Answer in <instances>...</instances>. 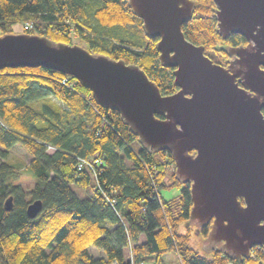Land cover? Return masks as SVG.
<instances>
[{"label":"trees","instance_id":"obj_1","mask_svg":"<svg viewBox=\"0 0 264 264\" xmlns=\"http://www.w3.org/2000/svg\"><path fill=\"white\" fill-rule=\"evenodd\" d=\"M214 7L194 0L181 30L216 62L220 45L246 40L239 33L221 39ZM23 21L31 23L25 32L71 44L75 35L91 52L137 64L162 94L177 89L172 69L159 64L156 37L144 34L126 0H0V34ZM14 144L31 156L19 168L7 158ZM82 157L101 158L94 173L79 168ZM172 162L168 151L142 147L118 111L97 104L73 76L41 66L0 69V264H171L163 257L172 251L179 264H264L262 245L241 260L190 245V192ZM24 169L35 178L31 186L13 181ZM172 186L179 194H161ZM36 198L41 208L30 218L25 209ZM209 225L198 230L203 239Z\"/></svg>","mask_w":264,"mask_h":264},{"label":"water","instance_id":"obj_2","mask_svg":"<svg viewBox=\"0 0 264 264\" xmlns=\"http://www.w3.org/2000/svg\"><path fill=\"white\" fill-rule=\"evenodd\" d=\"M126 1L144 34L156 37L174 92L162 94L133 62L35 32L0 34V69L58 70L91 90L97 104L117 110L142 147L171 154L190 192L185 225L197 233L210 224L203 248L241 260L253 246L264 247V0H213L221 39L239 33L246 40L222 46L231 55L227 65L182 32L194 0ZM4 201L10 209V196ZM40 208L36 198L25 211L32 218Z\"/></svg>","mask_w":264,"mask_h":264},{"label":"rangeland","instance_id":"obj_3","mask_svg":"<svg viewBox=\"0 0 264 264\" xmlns=\"http://www.w3.org/2000/svg\"><path fill=\"white\" fill-rule=\"evenodd\" d=\"M24 23H25V21L15 23L12 26V29H14L13 32H22L23 31L22 30V26H23ZM74 38H75L74 40H75L76 44L78 43L80 45L81 44L84 45L83 41L78 39L75 35H74ZM8 150L9 151H8L7 158L12 163H14V165H16L17 168L29 163V160L31 159V156L28 155L26 150L23 147H21L19 144H14V145L10 146V148ZM172 166L174 167L173 162H172ZM13 181L20 182L23 185L31 186L35 182V178L31 174V172H29L27 169H24V170H22V173L19 174L18 177L13 179ZM160 191H161V194H163L165 197H170V195L179 194V188L177 186H172V187H169V188H161ZM77 193H78V195L81 196V194L79 192H77ZM194 227H193V229H194ZM202 240H203V237L198 235V232L196 233L193 230V238H192V241H191L190 245L191 246H195L202 254H204V255L206 254L207 255L208 251H206L203 248ZM89 250H90V252L93 255L101 254V252H99L98 250L96 251V250H94L92 248H89ZM165 256L166 257L167 256L168 257H172L171 264H179V262L177 263V260L174 259L175 257H174L173 251L172 252H167V254ZM177 259H178V257H177ZM178 261H179V259H178Z\"/></svg>","mask_w":264,"mask_h":264},{"label":"built area","instance_id":"obj_4","mask_svg":"<svg viewBox=\"0 0 264 264\" xmlns=\"http://www.w3.org/2000/svg\"><path fill=\"white\" fill-rule=\"evenodd\" d=\"M30 27H31V23L28 21H25V23L22 26V30L28 29ZM60 81L62 83H67V80L65 78H61ZM100 162H101L100 157H94L93 159H86V158L82 157V158H79L78 165H79V168L87 167L89 170H91V172L94 173L95 164H98ZM106 199H107L108 203L110 205H112L113 200L109 196H106ZM110 264H117V263L115 261H112Z\"/></svg>","mask_w":264,"mask_h":264},{"label":"flooded vegetation","instance_id":"obj_5","mask_svg":"<svg viewBox=\"0 0 264 264\" xmlns=\"http://www.w3.org/2000/svg\"><path fill=\"white\" fill-rule=\"evenodd\" d=\"M241 43H246V41L245 42H241ZM226 45H234V44H231V43H226V44H224L223 46H226ZM220 47H222V45H220ZM225 52V51H224ZM231 57V55H229V53L228 52H225L224 53V57H220V58H217V61H216V63L218 62V63H221V64H223V65H227V60H228V58H230ZM261 112L262 113H264V108H262V110H261Z\"/></svg>","mask_w":264,"mask_h":264},{"label":"crops","instance_id":"obj_6","mask_svg":"<svg viewBox=\"0 0 264 264\" xmlns=\"http://www.w3.org/2000/svg\"><path fill=\"white\" fill-rule=\"evenodd\" d=\"M167 253H165L164 254V257L163 258H165V263H169V262H171V260H172V257H166L165 255H166ZM173 254H174V259L175 260H177V263L179 262L178 261V259H177V256H176V253L173 251ZM226 264H240L239 262H233V261H228V262H226Z\"/></svg>","mask_w":264,"mask_h":264}]
</instances>
